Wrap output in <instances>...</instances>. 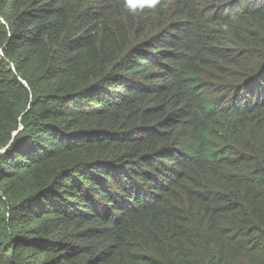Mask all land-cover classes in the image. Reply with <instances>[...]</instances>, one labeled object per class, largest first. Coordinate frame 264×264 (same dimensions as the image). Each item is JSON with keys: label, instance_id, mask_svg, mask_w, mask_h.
I'll list each match as a JSON object with an SVG mask.
<instances>
[{"label": "trees", "instance_id": "obj_1", "mask_svg": "<svg viewBox=\"0 0 264 264\" xmlns=\"http://www.w3.org/2000/svg\"><path fill=\"white\" fill-rule=\"evenodd\" d=\"M0 264H264V0H0Z\"/></svg>", "mask_w": 264, "mask_h": 264}, {"label": "clouds", "instance_id": "obj_2", "mask_svg": "<svg viewBox=\"0 0 264 264\" xmlns=\"http://www.w3.org/2000/svg\"><path fill=\"white\" fill-rule=\"evenodd\" d=\"M149 5H154L157 3V0H148Z\"/></svg>", "mask_w": 264, "mask_h": 264}]
</instances>
